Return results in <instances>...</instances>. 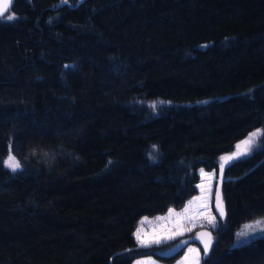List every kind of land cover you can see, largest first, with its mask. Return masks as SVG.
Returning <instances> with one entry per match:
<instances>
[{"label":"trees","instance_id":"1","mask_svg":"<svg viewBox=\"0 0 264 264\" xmlns=\"http://www.w3.org/2000/svg\"><path fill=\"white\" fill-rule=\"evenodd\" d=\"M13 12L0 19V264L175 262L197 241L169 259L135 231L183 209L200 169L264 130V0H13ZM222 186L201 264H264V238L233 247L264 216V150Z\"/></svg>","mask_w":264,"mask_h":264},{"label":"rangeland","instance_id":"2","mask_svg":"<svg viewBox=\"0 0 264 264\" xmlns=\"http://www.w3.org/2000/svg\"><path fill=\"white\" fill-rule=\"evenodd\" d=\"M258 130H260L261 133H264L263 129ZM258 130L254 132H257ZM249 136L237 143L232 151L220 156L218 170L213 172H207L203 169L199 170L200 183L197 187L198 194L197 196L190 199L183 209L177 210L172 208L165 215H160L153 218L144 217L140 220L139 226L134 234L139 247L147 248L152 246H163V249L160 250V256L170 259L178 254L189 240H194L197 241L198 245H189L186 248L185 253L171 264H196L197 260L199 261V264H201L203 253L208 254L212 250L215 242L214 232L219 228L220 222L226 216L225 199L222 186L226 169L231 164L248 159L264 150V134H261L256 138L252 145L247 146L251 149L247 152V154L241 155L237 159H233L227 163L221 159L222 157L228 156L232 153L244 151L246 146L243 145L242 142L248 139ZM237 145H240L239 149L237 148ZM9 156L14 155L11 152ZM16 161L18 160L16 159ZM7 162L8 158L5 160V167L12 172H17L22 168L21 166V168L13 171L7 166ZM222 164L224 166L221 174ZM201 170H203V172ZM217 195H219L221 207L225 212V216L223 218L219 215L216 207ZM212 217H215V227L209 223V220H211ZM261 218H264V216L246 222L239 228V230H237L233 247H241L252 243L258 238H264V233L259 231H250L246 228V225H254L255 222L257 220H261ZM241 231H248L249 234L247 236H238V233ZM137 233H139L141 239L150 241V243L141 244L137 239ZM178 233H182V235ZM207 233L211 234L210 237L207 235H200ZM205 242H210V247L207 252H205ZM189 249L194 251H189ZM133 264L168 263L158 260L154 257H142L136 259Z\"/></svg>","mask_w":264,"mask_h":264},{"label":"snow or ice","instance_id":"3","mask_svg":"<svg viewBox=\"0 0 264 264\" xmlns=\"http://www.w3.org/2000/svg\"><path fill=\"white\" fill-rule=\"evenodd\" d=\"M63 3H67L68 0H62ZM13 3V0H0V19H4L6 18L7 20H13L15 19V13H10L8 14L6 17H5V13H7L9 11V7L11 6V4ZM66 68L67 67H70V66H65ZM159 103H164L163 101L159 102ZM153 108L156 107V102H153V104L151 105ZM261 134H264V133H261L260 130H258L257 132H253L250 134L249 138L246 139L245 141L242 142L243 145H245V150L244 151H239V152H236V153H232L228 156H225V157H222L221 159L227 163L233 159H237L239 156L241 155H245L247 154L248 151H250V147H247V146H250L252 145L256 138L261 135ZM157 146L153 145V148L155 149ZM237 148L239 149L240 148V145H237ZM151 155V153L149 154ZM111 163V162H109ZM7 166L9 168H11L13 171L21 168V164L20 162L16 161L15 157L14 156H9L8 157V162H7ZM223 164L221 165V174H222V170H223ZM203 172V170H201ZM216 207H217V210L219 212V215L223 218L225 216V212L223 211V208L221 207V204H220V198H219V195H217V204H216ZM209 223L213 225V227H215V217H212L211 220H209ZM246 228L250 231H259V232H262L264 233V218H261V220H257L255 222L254 225H246ZM178 234H181L182 233H178ZM249 234L248 231H241L240 233H238V236H247ZM201 236H204V235H207L210 237V233H207V234H200ZM169 238H172V237H169ZM137 239L140 241L141 244H147V243H150V241H145L143 239L140 238L139 236V233H137ZM156 242H159V241H156ZM205 252L208 251L209 247H210V242H205ZM189 251H194L192 249H189ZM196 264H199V261L197 260L196 261Z\"/></svg>","mask_w":264,"mask_h":264},{"label":"water","instance_id":"4","mask_svg":"<svg viewBox=\"0 0 264 264\" xmlns=\"http://www.w3.org/2000/svg\"><path fill=\"white\" fill-rule=\"evenodd\" d=\"M12 5V4H11ZM11 6L9 7V10H10ZM8 13V12H7ZM7 13H5V16L7 15Z\"/></svg>","mask_w":264,"mask_h":264}]
</instances>
